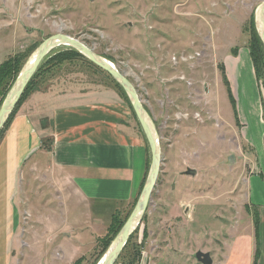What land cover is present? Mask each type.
<instances>
[{"label": "rangeland", "instance_id": "obj_1", "mask_svg": "<svg viewBox=\"0 0 264 264\" xmlns=\"http://www.w3.org/2000/svg\"><path fill=\"white\" fill-rule=\"evenodd\" d=\"M263 1L0 0V65L10 57H20L23 65L43 41L67 35L114 64L155 124L158 180L115 264H200L197 252H211L220 262L236 255L242 262L253 234L259 243L258 206L252 203L264 202V159L256 157L238 119L226 65L229 57L250 56L249 46L261 45L259 90L247 72L240 91L245 86L251 100L260 98L264 112V46L255 24ZM47 61L24 103L36 99L51 109L62 97L77 103L127 102L143 133L127 95L108 73L88 59L58 66ZM16 79L1 87L0 108ZM45 129L51 134L50 122ZM143 136L148 162L141 192L151 166ZM188 169L196 175H186ZM54 178L51 170L25 177L3 264H99L109 250L111 244L106 250L98 246L105 235H76L69 220L57 217L62 195ZM139 197L118 211L117 226L127 221ZM136 249L139 258L133 261Z\"/></svg>", "mask_w": 264, "mask_h": 264}, {"label": "crops", "instance_id": "obj_2", "mask_svg": "<svg viewBox=\"0 0 264 264\" xmlns=\"http://www.w3.org/2000/svg\"><path fill=\"white\" fill-rule=\"evenodd\" d=\"M246 55L229 57L226 75L246 137L256 157L264 159L262 102L258 97L251 100L245 86L240 91V79H245L247 72L257 88L251 58L249 53ZM69 100L70 97H62L50 105L51 109L46 107L48 110L38 105L36 99L24 103L1 138L0 256L4 258L0 257V264L8 260L6 253L10 252L9 236L17 219L19 189L23 188L25 177H32L36 171L54 172L56 188L62 195V201L58 198L62 210L57 217L69 220L70 226L77 230L76 235L98 234L97 238L106 235L113 215L126 209L141 194L148 151L127 103ZM47 122L51 123V134L45 129ZM48 137L50 147L44 149L43 140ZM252 204L258 206L257 264H264V202ZM255 238V234L249 238L244 261L234 255L220 262L210 252L213 264L215 260L217 264H253L257 252Z\"/></svg>", "mask_w": 264, "mask_h": 264}, {"label": "water", "instance_id": "obj_3", "mask_svg": "<svg viewBox=\"0 0 264 264\" xmlns=\"http://www.w3.org/2000/svg\"><path fill=\"white\" fill-rule=\"evenodd\" d=\"M255 24L258 30L259 37L264 45V1L255 11ZM69 47L78 51L86 59L97 65L103 71L108 73L114 81L123 89L127 95L135 116L141 126V129L146 137L151 150V166L147 176L145 185L142 189L140 197L134 207V210L128 217L127 221L119 231L115 239L112 241L109 250L99 264H115L120 257L122 251L127 245L130 237L137 229L147 210L152 192L158 180L161 164V147L159 135L155 124L143 106L137 90L133 84L123 76L113 63L98 56L93 50L86 47L80 41L73 39L64 34L54 35L39 45L35 52L31 55L28 61L23 66L17 79L9 90L1 108H0V131L4 128L9 117L19 103L26 87L38 71L41 63L52 52L59 48ZM186 175H196V171L188 169ZM197 262L201 264H213L210 253L197 252L194 255Z\"/></svg>", "mask_w": 264, "mask_h": 264}, {"label": "trees", "instance_id": "obj_4", "mask_svg": "<svg viewBox=\"0 0 264 264\" xmlns=\"http://www.w3.org/2000/svg\"><path fill=\"white\" fill-rule=\"evenodd\" d=\"M249 50H250V56H251L252 62L254 64L255 74H257L258 73L259 60H261V58L258 59V57H260V56H258V52H260V54L262 56L263 50L261 49V45H258V47L257 46L250 45L249 46ZM16 58H20V57H12V58L10 57V58H8L7 60H5L0 65V89H1V87L3 85H5V86L8 85V83L6 82V80L14 79L15 77H17L19 75L20 71L22 70L23 66L25 65V64L21 65L19 59H16ZM46 59L48 60L47 61L48 63H51V64L56 65V66L61 65V64L65 63V62H72V61H78V60H86V58L82 54H80L78 51H76L74 49H71L69 47H63V48H59V49L55 50L50 55H48V57ZM34 78H35V75L32 78V80H34ZM32 80L30 81V83L26 87V89H25V91H24V93H23V95H22L19 103L17 104L15 110L13 111V113L9 117L7 123L5 124L4 129H1V131H0L1 137H3L5 131L7 130L8 126L10 125L12 119L14 118V116L17 114V112L20 109V107L23 105V103L28 98V96L30 94V89L32 88V83H33ZM129 104H130V101H129ZM130 106H131V104H130ZM134 115H135V113H134ZM138 124H139V122H138ZM50 142H51L50 139L43 140V144H42L43 145V148L44 149H49ZM115 219H116V214L113 215V217H112L111 224H110V226L108 228L107 234L105 235L106 237L104 239H99L98 240V246L100 245L103 250H106L110 246V244L112 243V241L115 239V236L119 233V231L122 229L123 225L125 224V223L123 224V222H119L118 223V226H117V224L115 223ZM258 224H257V234L259 235V232H258L259 231ZM115 226H117V228L114 229ZM130 239H129V241H130ZM137 250L138 249H136V251L134 253V256L132 258L133 261L134 260L136 261V259L139 258V251H137ZM258 250L259 249H258V243H257V254H256V258H255V263L254 264H257V261H258V258H259V251Z\"/></svg>", "mask_w": 264, "mask_h": 264}]
</instances>
